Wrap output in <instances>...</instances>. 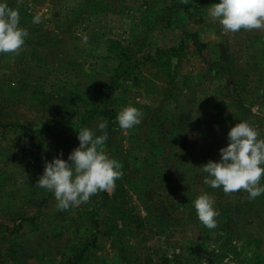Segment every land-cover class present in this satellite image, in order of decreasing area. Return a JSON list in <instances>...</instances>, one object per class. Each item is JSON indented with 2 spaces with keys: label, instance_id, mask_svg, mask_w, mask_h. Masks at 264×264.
Masks as SVG:
<instances>
[{
  "label": "rangeland",
  "instance_id": "rangeland-1",
  "mask_svg": "<svg viewBox=\"0 0 264 264\" xmlns=\"http://www.w3.org/2000/svg\"><path fill=\"white\" fill-rule=\"evenodd\" d=\"M219 2L0 0L29 32L19 55L0 53V264H66L78 253L81 264H264V194H225L197 168L220 160L236 123L264 138V31L225 34L208 16ZM112 40L133 54L111 108L144 113L128 134L99 115L97 92L118 61ZM101 121L123 177L58 211L36 186L45 161L67 160L78 130L101 135ZM204 193L219 212L214 230L193 206Z\"/></svg>",
  "mask_w": 264,
  "mask_h": 264
},
{
  "label": "clouds",
  "instance_id": "clouds-1",
  "mask_svg": "<svg viewBox=\"0 0 264 264\" xmlns=\"http://www.w3.org/2000/svg\"><path fill=\"white\" fill-rule=\"evenodd\" d=\"M181 2L186 4L188 0ZM208 16L219 23L225 34L241 29L264 31V0H220L208 7ZM33 23H41V16L36 15ZM28 36L27 29L20 26L19 11L7 3H0V53L19 55ZM143 116L142 110L128 105L118 111L116 122L128 134L141 123ZM98 128L101 135L86 127L78 130L79 146L71 151L67 160L60 158L63 156L61 152L51 161H45L36 186L54 194L58 211L88 203L100 192L113 191L116 181L123 177L122 164L110 158L105 149L107 122L101 121ZM227 135L229 143L219 150L220 160H209L197 168L207 174L203 182L211 188L222 187L225 194L243 190L248 193L249 200H254L264 194V185L261 184L264 138L247 121L236 123ZM214 205L215 200L207 193L193 201L198 220L209 230L219 226V212Z\"/></svg>",
  "mask_w": 264,
  "mask_h": 264
},
{
  "label": "trees",
  "instance_id": "trees-1",
  "mask_svg": "<svg viewBox=\"0 0 264 264\" xmlns=\"http://www.w3.org/2000/svg\"><path fill=\"white\" fill-rule=\"evenodd\" d=\"M107 53L112 54L111 58H114L116 61L115 66L112 67L109 71V78L105 83L100 85L99 91L97 94L102 97V105L99 110V115L106 117L107 121H109L110 126H112L113 119L116 118V114L114 109L111 108L110 98L113 95L114 91L117 88V79H118V69L125 63L131 60V56L133 51H125V49L115 41H109V47L107 49ZM53 119L52 117H50ZM119 195V191L116 190L112 197L117 198ZM122 204L116 207V210L125 215V217L129 218L128 211L122 210ZM114 207V205H113ZM123 215V216H124ZM71 260V259H70ZM82 254L78 253L73 256V260L66 264H81L82 262Z\"/></svg>",
  "mask_w": 264,
  "mask_h": 264
}]
</instances>
